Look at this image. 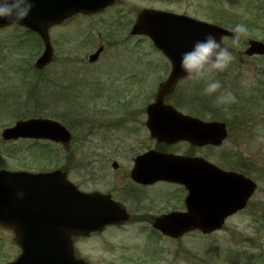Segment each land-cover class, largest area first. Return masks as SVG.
Here are the masks:
<instances>
[{
    "label": "rangeland",
    "instance_id": "374dc122",
    "mask_svg": "<svg viewBox=\"0 0 264 264\" xmlns=\"http://www.w3.org/2000/svg\"><path fill=\"white\" fill-rule=\"evenodd\" d=\"M144 8L188 14L231 30L238 23L247 26L248 32L241 36L240 47L233 49L234 60L213 77L235 95L236 101L217 105L216 94L204 93L200 99L204 106L200 111L206 119L219 118L230 126L232 141L227 140L218 149H206L207 152L213 156L225 153L229 157L232 154L253 157L250 177L257 182L258 188L247 209L229 218L220 230L211 234L195 231L173 240L156 233L152 225L133 222L76 238V249L90 264H264V57L245 54L250 39L264 40V0H117L100 14L74 16L52 27L50 37L55 57L42 70L34 66L43 51L37 37L21 27L1 28L0 167L30 165L36 168L44 164L41 157H47V165L53 162L50 157H54L52 151L58 148L55 143H46L52 151L44 154L39 144H27L32 141L8 142L1 138L2 130L19 119L49 117L80 135L86 131L92 115L96 122L106 125L113 120L121 121L125 112L130 116L132 104L113 115L98 110L106 104L104 100L109 94L118 95L119 83L122 87L127 85L128 101L134 100V91L141 92L136 106L153 101L159 71L147 70L145 64L164 56L149 39L132 36L129 29L137 13ZM232 39H224L229 48ZM99 46L104 47V52L92 64L88 57ZM134 73L143 74L142 86L135 84L136 78L128 77ZM187 82L193 87H205L204 81ZM60 90L65 91L70 100L63 94L62 109L58 110L55 93ZM103 93L108 94L100 98ZM182 103L181 107L186 109L193 107ZM68 104L71 107L68 108ZM235 112L242 115L233 117ZM78 145L79 154L75 152L73 157H87V143L79 142ZM147 146L154 145L139 137L131 138L122 146L126 151L115 157H135ZM170 148L182 152L187 145ZM72 152L71 148H62L61 157L68 169V157H72ZM146 204L153 205L155 201H146ZM10 234V230L0 228V263L3 258L14 259L20 252L9 239Z\"/></svg>",
    "mask_w": 264,
    "mask_h": 264
},
{
    "label": "water",
    "instance_id": "95a60500",
    "mask_svg": "<svg viewBox=\"0 0 264 264\" xmlns=\"http://www.w3.org/2000/svg\"><path fill=\"white\" fill-rule=\"evenodd\" d=\"M114 0H34L35 7L29 16L22 21L21 25L37 31L46 44V50L36 62V66L46 65L51 57V46L48 39V28L56 23L64 21L69 16L78 12H96L113 3ZM7 25L0 21V26ZM133 33H143L151 37L155 45L172 60L173 72L168 81L172 84L185 71L181 68V56L189 51L198 39L212 32L217 39L223 36H231L232 32L226 28L197 20L193 17L160 10H143L138 22L133 28ZM248 55H264V42L251 40L246 50ZM96 58V55L92 59ZM171 111L173 113H171ZM149 122L153 136L167 143L177 140H189L193 143H215L218 144L226 136L225 124L220 122H205L197 118L185 116L166 108L159 102L152 105L149 110ZM62 130L57 123L50 120L31 119L18 122L13 127L6 129L3 133L5 138L24 136H49L51 138L65 137L57 135ZM141 157H173L164 153L149 152ZM155 175L160 178L176 176V171L169 164H163L156 168ZM3 173V172H0ZM9 176L12 174L9 173ZM48 178H54L53 174H46ZM0 177L7 175L0 174ZM189 177H186L188 179ZM215 179V176L213 177ZM214 181L209 175L203 177L202 188L198 187L194 192L203 197L202 204L204 212L203 219L197 218L191 221V225L180 224L183 219L176 218L173 222L168 218L158 219L155 226L163 232L175 235L174 230H186L191 227H199L206 232L220 228L224 219L226 204L233 206V210L240 209L245 205L246 199L253 190V184L241 187L238 190L239 199L231 201L220 200L219 188H215ZM56 191L46 188L41 193L31 192V198L39 197L38 203H31L29 208V230L30 237L20 244L23 251L30 257V261L19 260L16 264H86L73 256L70 234L75 231L89 232L107 223L117 222L119 215L116 209L107 205L97 206L92 196L78 194L73 197V206L67 207L64 200L60 198L64 192H60L57 198ZM55 193V201L53 194ZM237 190H235V194ZM31 199V200H32ZM199 200V199H198ZM13 208L14 213H13ZM22 210L13 205L10 193L6 194L0 189V223L8 224L14 215H19ZM222 212V214H220ZM231 212V211H230ZM20 217H23L22 215ZM205 217V218H204ZM191 220V219H190ZM201 220V221H200ZM18 232L22 234V225H15ZM51 239V240H50ZM55 240V241H52ZM45 242V243H44Z\"/></svg>",
    "mask_w": 264,
    "mask_h": 264
},
{
    "label": "flooded vegetation",
    "instance_id": "af4514ba",
    "mask_svg": "<svg viewBox=\"0 0 264 264\" xmlns=\"http://www.w3.org/2000/svg\"><path fill=\"white\" fill-rule=\"evenodd\" d=\"M152 61L154 62L145 65L147 70L153 72L159 71L157 80L158 88L161 86L162 82L168 79L172 68L167 58H160ZM135 74L136 73H134V78H137ZM140 75L143 74L140 73ZM189 80L188 77L177 80L172 91L168 94H163L161 98L157 91L153 101L147 103L145 106H136V103H138L137 101L140 100V98H138L141 93L139 90L134 91L135 95L132 102L126 100L127 85L125 84L122 87L121 83H119L120 91L118 95L112 96L109 94L104 100L106 104L99 107L98 110L104 112L106 115H113V112L120 111V108L126 110L128 104H132L134 106L129 107L130 116L127 117V112H125V116L121 121L113 120L112 123L106 125L96 122L94 115H92V120H90L89 126L85 132H81V134L78 135L71 130L72 139L70 143L66 145L73 151L72 157H68L70 169H68L66 161L64 162V158L61 157L64 144H62V142H55V145L58 147L56 149V157H50L51 160L53 158L55 160V169H61L65 172L71 182L81 191L103 194L111 197L122 208L127 210L130 215L129 222H144L149 225L152 224L158 216L170 212H187L186 199L189 191L186 186L175 181L152 180L151 178L139 180L138 178H134L133 172L138 157L115 156H118L125 150L122 146L125 144L126 140L131 138L139 137L147 144L153 143L154 146H147L143 152L159 148L158 142L151 136L147 125L148 106L158 99H161L164 104L172 105L184 113L201 115L200 108H202L201 106L203 105L199 103V92L203 88L196 85V87H193L187 82ZM67 99L70 100L69 97H67ZM182 102L189 103L193 107L187 109L181 107V105H183ZM57 107L58 110L62 109V96L60 93H58L57 97ZM69 107H71V104H68V108ZM23 140L27 139H12L11 142ZM228 140L232 141L230 138H228ZM79 142L87 143V157H73L75 152L79 154ZM181 144L187 145V148L182 152L170 148ZM221 146H223V144L220 146H213L210 144L192 145L184 141L174 145L164 146L165 149L163 150L183 156L173 157L180 161H193L198 164L203 161H209L224 172L226 171L228 173H236L250 177V171L254 167L253 157H235L234 154L231 155L232 157H229L225 153H222V155L217 153L216 156H213L206 150L218 149ZM46 158L47 157H41L45 166ZM14 169L30 170L31 168L20 166ZM232 183L233 178H226L222 180V187L228 189L232 186ZM159 189H164L165 191H159ZM253 196L248 200L246 209L250 205ZM146 201H155V204L148 206ZM157 203H161L162 205L158 206L156 205ZM234 215H236V213L228 217L227 220Z\"/></svg>",
    "mask_w": 264,
    "mask_h": 264
},
{
    "label": "clouds",
    "instance_id": "9594fccd",
    "mask_svg": "<svg viewBox=\"0 0 264 264\" xmlns=\"http://www.w3.org/2000/svg\"><path fill=\"white\" fill-rule=\"evenodd\" d=\"M34 7V0H0V21L10 25L21 24ZM232 31L234 36L231 48L225 46L215 34L208 32L181 56L180 66L188 78L194 82L204 81L203 92L207 95L216 94L217 105L236 101L235 95L219 79L213 78L215 73L223 72L234 60L233 49L240 47L241 36L247 34L248 28L245 24L238 23Z\"/></svg>",
    "mask_w": 264,
    "mask_h": 264
}]
</instances>
